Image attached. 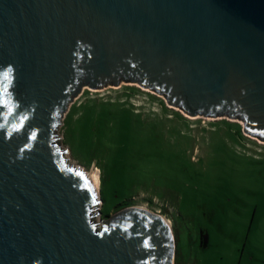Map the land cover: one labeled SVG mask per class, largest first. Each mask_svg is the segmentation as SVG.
I'll return each instance as SVG.
<instances>
[{
    "label": "water",
    "instance_id": "1",
    "mask_svg": "<svg viewBox=\"0 0 264 264\" xmlns=\"http://www.w3.org/2000/svg\"><path fill=\"white\" fill-rule=\"evenodd\" d=\"M126 80L264 137V0H0V264H172L158 212L96 228L56 137L79 88Z\"/></svg>",
    "mask_w": 264,
    "mask_h": 264
},
{
    "label": "rangeland",
    "instance_id": "2",
    "mask_svg": "<svg viewBox=\"0 0 264 264\" xmlns=\"http://www.w3.org/2000/svg\"><path fill=\"white\" fill-rule=\"evenodd\" d=\"M55 132L66 162L98 174L97 226L139 205L170 221L172 264H264V137L234 115L126 80L79 88Z\"/></svg>",
    "mask_w": 264,
    "mask_h": 264
},
{
    "label": "bare ground",
    "instance_id": "3",
    "mask_svg": "<svg viewBox=\"0 0 264 264\" xmlns=\"http://www.w3.org/2000/svg\"><path fill=\"white\" fill-rule=\"evenodd\" d=\"M55 131H57V126L55 128ZM62 155H64L63 157H65L66 154H63L62 152ZM67 156V155H66ZM71 165L70 162H67ZM73 166V165H72ZM74 167H78L82 173L85 175V177L87 178V180L89 181V183L91 184L92 186V190L94 192V195H95V198H96V204L95 206L92 208L91 210V215H90V219L92 221L95 220L96 221H99V217L97 216L96 217V209L98 208L100 202H101V199H100V194H99V184H98V174L96 171H87L85 168L81 167V166H75ZM163 216V215H162ZM164 217V216H163ZM165 218V217H164ZM165 220L167 221L169 227L171 226L170 225V221L168 219L165 218ZM101 225V223H98V226L96 225V228H98L99 226ZM171 229V227H170Z\"/></svg>",
    "mask_w": 264,
    "mask_h": 264
}]
</instances>
